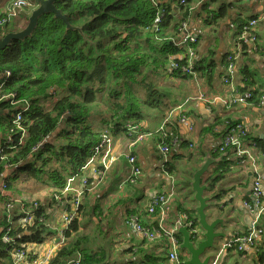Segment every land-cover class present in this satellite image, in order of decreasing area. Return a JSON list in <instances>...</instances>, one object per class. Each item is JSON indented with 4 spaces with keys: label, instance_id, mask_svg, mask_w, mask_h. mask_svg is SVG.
<instances>
[{
    "label": "trees",
    "instance_id": "16d2710c",
    "mask_svg": "<svg viewBox=\"0 0 264 264\" xmlns=\"http://www.w3.org/2000/svg\"><path fill=\"white\" fill-rule=\"evenodd\" d=\"M218 3L215 10L211 9ZM200 4L201 11L206 14V26L220 28L221 21L239 4H244V0H57L56 8L73 28L82 30L88 41L79 31L67 29L64 20L48 14L39 19L32 37L25 41L14 40L0 51V76L10 73L2 95L14 96L0 103L1 110L17 109L29 103L36 107L40 101L53 100L47 107L29 109L23 114L21 126L26 133L23 141L21 131H12L17 112L1 136L0 178L6 166L12 168L4 181L8 195L26 199L28 194L23 187L33 181L36 186L53 190L52 194L49 190L50 206L52 203L63 209L70 206L73 198L63 196V191L68 180L80 174L94 149L104 146L103 132L108 131L113 136L122 124L140 121L144 109L162 115L170 113V91L160 84L161 80H187L206 77L210 70L212 73L216 62L210 58L211 50L194 64L190 74L181 69L188 65L189 46L180 44L179 38L183 25L189 24L193 11ZM257 17L255 14L243 17L238 13L236 18L232 15L234 37L238 39L244 27ZM26 21L21 29L12 31L23 30L28 17ZM8 29L2 31L3 35L11 32ZM197 44L193 48L198 57ZM238 45L241 48L239 55L247 56L248 44L238 42ZM228 55L224 56V62ZM173 65H178L179 69H173ZM238 72L243 78L244 92L252 94L250 103L258 106L263 102L264 87L257 84L248 64L239 66ZM137 87L143 88V95ZM101 100L109 105L108 111ZM60 125L54 141H48ZM254 141L260 153L264 152V141ZM37 146L40 148L34 151ZM234 163L223 158L213 173L216 177L211 175L207 180L211 182V190L223 175L222 171H229ZM3 195L0 190V202L7 199ZM56 196L62 198L59 203L55 201ZM40 201L34 202L41 204ZM84 211L85 206L81 205L78 217ZM187 213L195 225H199L195 211ZM44 214L45 206L41 205L32 225L13 229L14 240L10 244L2 241V234L11 226V221L5 213L0 215V263L13 264L12 251L29 247L27 245L44 244L57 237L55 230L40 222L42 218L46 220ZM78 217L65 231L66 242L50 264H67L76 260L78 254L80 264H109L104 255L83 245L89 240L78 235L81 229ZM176 236L181 244L182 236ZM257 255L263 260L264 249ZM167 259V255L162 254L147 256L144 260L145 264H166ZM182 260L185 264L183 255Z\"/></svg>",
    "mask_w": 264,
    "mask_h": 264
},
{
    "label": "crops",
    "instance_id": "0c3cea01",
    "mask_svg": "<svg viewBox=\"0 0 264 264\" xmlns=\"http://www.w3.org/2000/svg\"><path fill=\"white\" fill-rule=\"evenodd\" d=\"M10 1L0 0V17L7 13ZM250 1L244 0V4L231 10L228 18L223 20L224 22L221 21L218 30L206 26L205 22L201 20L206 17V14L201 11V4L193 11L188 24V31L198 39V57L196 60L202 59L211 50L213 53H210V58L216 62V68L212 73L210 70L206 77L196 76L187 80L164 79V83L167 84V89L170 91L171 112L162 115L154 110H147L145 113L143 111L142 118L138 121L145 130L156 131L164 119L171 117L167 131L170 138L177 139L178 142L171 147L168 158L164 159L159 153L160 141L158 138L154 137L131 146L132 140L120 128L113 133V153L116 160L110 170L106 172L105 180L97 183V178L93 174H89L90 185L86 190L84 200L88 202L87 206H90V216L94 218L97 216L95 224L99 230L96 238L97 246L93 250L104 255L105 261L109 264H145L144 259L147 256L167 255L163 249V242L149 243L145 241L128 227L126 218L135 215L143 225L156 226L160 215H149V204L157 195L173 188L176 195L166 212L165 226L168 230L174 229L175 224L181 220L183 213L191 212L192 214L198 207L191 190V183L194 173L203 166L208 155L212 159L221 158L222 160L210 167L202 179L203 184L211 183L207 180L216 172V168L223 161V158L235 162L229 171H222L224 172L223 175H220L222 172L218 175L221 177L208 195L214 198L213 205L216 206L217 216L227 219L225 224L220 227V231L225 232L228 237L220 240L217 248L226 241L248 235L252 227L255 226L258 220V212L253 203L252 190L256 175L250 166V159L247 156H238L232 149H227L225 152L220 151L225 132L228 129L227 124L244 126L248 134V145L253 146V156L258 158V175L264 184V152L260 153L257 142L254 141L255 139L264 141V99L258 106L250 103L249 100L246 103H238L232 106H228L224 102L229 99L230 94L244 96L248 92H244L243 78L238 72L239 66L244 65V63L249 65V69L255 74L256 81L260 79V75L264 80L263 22L257 26V41L254 44H248V54L245 57L239 55L241 49L238 51V39L234 37L235 26L231 25L232 15L236 18L238 13H241L243 17L264 13V0H252L253 2L248 8L246 2ZM218 5L219 3L215 4V7L217 8ZM35 8L29 9L19 18L23 24L20 25L21 28ZM198 17L201 19H196ZM224 29H228L230 35L226 40L217 41V37ZM230 53H236L239 56L237 75L234 80L235 93H233L231 86L224 85L222 76L225 66L223 58ZM257 84L264 87L263 84L258 82ZM201 95H203L204 100L199 99ZM188 100L191 101L186 111L188 119L183 122L177 108L184 105ZM129 155H134L137 158L143 175L137 185H126L128 187L125 189L122 183L130 171L127 161ZM186 161L190 162L192 167L183 175L178 176L176 164ZM213 177L216 176L213 175ZM74 188L75 190L80 188L79 180L74 183ZM5 196L7 199L10 197ZM7 199L4 200V205H6ZM246 204L253 205L254 211ZM17 209L18 212L15 217L19 214V207L15 206L13 209L15 211ZM102 210L105 212L103 217ZM259 220H261L260 225L263 229L259 252H255L251 247L246 246L244 251L240 253L227 252L221 257L218 264H264V259H260L257 255L262 248L264 249V214L259 216ZM55 242L59 243L58 240ZM217 248L209 255L214 256L218 251ZM182 255L186 261L189 260L190 257L187 253H182ZM13 264H22V262L16 263L14 258ZM166 264H171L168 259Z\"/></svg>",
    "mask_w": 264,
    "mask_h": 264
},
{
    "label": "built area",
    "instance_id": "2783aa9c",
    "mask_svg": "<svg viewBox=\"0 0 264 264\" xmlns=\"http://www.w3.org/2000/svg\"><path fill=\"white\" fill-rule=\"evenodd\" d=\"M35 8V1L34 0H11L10 5L7 9V13L0 17V34H2L3 30L6 28H9L11 26H14L15 28L19 25L21 22L19 18L24 15L29 9ZM264 21V13L258 15L256 19L251 20L243 29L241 36L238 38V42H245L247 44H254L257 41V35H256V29L257 26ZM197 38L196 36L188 31V25L184 24L182 28V34L180 35L179 41L180 44L189 46L188 47V65L185 67H182L184 73L190 74L191 70L194 67V62L196 60V51L195 48H193L194 45L197 44ZM240 51V45L238 46ZM239 56L236 53H230L225 59V66H224V72L225 75L223 77V83L225 86H231L233 89V93H235V85L234 80L237 75V61ZM173 69H179L178 65H173ZM10 73H7L6 76H2L3 79L0 83V103L4 100H8L11 97L14 96H3L2 95V89L5 84L6 77H9ZM264 93V90H262ZM229 97L228 100L224 101L226 105L232 106L234 104L238 103H246L248 100L252 98L251 92H247L244 96L241 94L232 95ZM200 100H204L203 95L200 96ZM264 99V97H263ZM189 103H191L190 100H188L184 105H181L177 108V111L181 114L182 121L185 122L188 119V116L186 114L187 108ZM13 105L16 103L13 102ZM29 105H26L24 107H18L17 115L15 119L13 120V132L14 131H21V141H23L26 133L25 130L22 128V117L25 112L29 111ZM172 115V114H171ZM171 117H168L164 119L162 125L156 130V131H148L145 130L142 125L138 122H126L121 125V130L124 131L132 140L131 146H135L138 143H141L145 140L151 139V138H158L160 140V145L158 147L159 153L164 159H167L171 147L173 145H176L178 140L171 139L169 137L167 128L170 124ZM228 129L227 132L223 138V143L221 145L220 151L225 152L227 149L234 150L238 156L243 157L247 156L250 159V166L252 168V171L256 175L253 183V190H252V199L253 203L255 204L256 211L258 212V220L255 223V226L252 227V230L249 232L248 235H244L239 238H234L229 241H226L224 244L218 246L217 253L213 256V259L211 261V264H218L219 260H221V257L226 254L227 252L233 251V252H243L244 248L246 246L251 247L255 252H259V247L262 243L263 238V229L260 225L261 220H259V216L264 214V184L262 182V179L259 177V164H258V158L257 156H253V146L248 145L247 138V130L244 128V126L239 124H227ZM102 138L104 139V146H99L94 149V152L88 158L85 165L82 167L80 174L70 178L68 180L67 186L65 190L63 191V196H72V201L69 202L70 206L67 205L64 207V210L66 211L65 217H64V226L65 229L58 230V234L64 237L65 231L70 227L71 223L78 217L79 215V209L81 206V199L84 195V191L87 190L89 185V174H93L97 178V183H101L105 180L106 172L110 170L111 166L116 160V156L113 153V136L112 133L105 131L103 132ZM169 140V144H166V141ZM40 148V146H37L34 148V151H37ZM264 155V154H263ZM127 161L130 167L129 174L126 178V180L122 183L124 185H137L142 178L143 170L139 166L137 162V158L134 155H129L127 157ZM11 167L6 166V170L4 175L2 176V189H6V185L4 184V181L9 176V173L11 172ZM76 180H79L80 182V188L76 189L74 188V183ZM76 194H74V193ZM176 195L175 190L172 188L171 190L161 193L157 195L149 204L148 207V214L154 215L159 214L160 218L158 219V224L156 226L152 225H143L139 218L135 215H130L126 218V222L129 228H131L133 231H135L137 234H139L145 241L149 243H158L163 242L164 244V252L167 253L168 261L171 264H183L182 260V252L180 251V243L177 239V227L179 225L182 226H188L191 228V231L194 233L198 232V228L194 227L195 223L192 220L191 216L185 212L182 214L181 220L178 221L175 224V228L172 230H168L166 228V212L168 210V207L172 203V200L174 196ZM5 196V195H3ZM57 201H60L62 198L59 196L55 197ZM14 200L9 199L6 203L7 210H10L11 208H15V206L19 207V214L17 216V222L19 226L26 227L29 225H32L36 220V211L40 209V206L38 203H35L34 205L30 206L28 204H21V205H12ZM73 207H72V203ZM251 210L254 211L253 205L246 204ZM8 220L11 221L10 217H8ZM43 218L40 219V222H43L47 224V221ZM11 226L6 228L3 232L4 236L2 238V241L10 244L13 242L12 237V231L14 229L13 222L11 221ZM48 227H50L49 224H47ZM55 242V241H54ZM56 243V242H55ZM56 247L51 249L46 255L38 258L33 262L34 264H50V262L53 260V258L57 255L58 249L57 247L60 244V247H62V241L60 243H56ZM26 247H22V249L18 250L16 249L14 251L15 253V260L16 263L23 262V260H26V258L30 256L36 257L34 254H30L26 249ZM166 249V250H165ZM53 255V256H52ZM81 262V256L78 255L76 260H71L67 264H80Z\"/></svg>",
    "mask_w": 264,
    "mask_h": 264
},
{
    "label": "water",
    "instance_id": "95a60500",
    "mask_svg": "<svg viewBox=\"0 0 264 264\" xmlns=\"http://www.w3.org/2000/svg\"><path fill=\"white\" fill-rule=\"evenodd\" d=\"M36 8L32 11L28 18L27 26L21 31H11L5 35L0 34V51L5 50L12 41H25L32 37L34 31L38 27L39 19L48 14H53L55 18L64 20L67 24V29L79 31L84 39L88 41L86 36L82 33L80 28H73L67 21L66 16L62 15L61 11L55 6L57 0H34ZM198 60H195L197 64ZM3 77L0 76V82ZM15 113L18 112L14 109ZM13 110H1L0 117L9 118L12 116ZM222 159H212L210 155L207 156L206 162L193 175V182L191 183V190L194 193V200L198 203L195 208V213L198 216L199 225H194L198 228V232L194 233L188 226L179 225L177 227V234L182 236L183 241L179 247L180 251L189 255V260L185 264H211L213 259L210 252L215 251L220 240L226 239L228 235L220 231V227L225 224L227 219H222L217 216L215 205H213V196H208L212 191L211 184H203V177L206 175L210 167L220 162ZM10 174V173H9ZM3 178H0V184ZM59 241V240H58Z\"/></svg>",
    "mask_w": 264,
    "mask_h": 264
},
{
    "label": "rangeland",
    "instance_id": "374dc122",
    "mask_svg": "<svg viewBox=\"0 0 264 264\" xmlns=\"http://www.w3.org/2000/svg\"><path fill=\"white\" fill-rule=\"evenodd\" d=\"M230 1H234V0H230ZM252 2H253L252 0L250 2H246V7H248ZM239 6H240V4H239ZM211 9H214V10L216 9L215 4L211 6ZM236 9H238V8H236ZM238 12H240L239 9H238ZM196 19H201V18L198 17ZM201 20L204 22V19H201ZM20 25H23L22 24V21H21V23L16 28L15 27H11V28H9V30L12 31L14 29H19V28H21ZM213 29L214 30H218L219 27H215ZM1 35H3V33ZM229 35H230V31L228 29H224L219 34V36L217 37L216 40L217 41L226 40ZM261 77L262 76L260 75V79H258L257 82L264 85V80ZM167 79H169V78H167ZM160 84L163 87H167L166 86L167 84H165L162 80L160 81ZM137 88H139L140 94L143 95V93H144L143 88L142 87H137ZM52 101L53 100H51V101H44V100L43 101H40L39 105L36 106V107L30 105V103L28 105H29L30 110H34L37 107H47V106L50 105V103ZM101 102H102V100H101ZM102 105H103V107H104L105 110L108 111L110 109L109 108V105L106 104L105 102H102ZM11 110H13L12 111V118H13L14 115H15V110L14 109H11ZM147 110H149V109H144L143 110L144 113ZM0 120L2 122V128L0 129V140H1V136L6 133L7 125L11 121H10V118H7V116L6 117H0ZM60 129H61V125L58 126V128L56 129V131L47 140L50 141V142H53L54 139H55V137H56V135H57V133L60 131ZM191 167L192 166H191L190 162H187V161L186 162H178L176 164L177 175L178 176L183 175ZM89 185H90V179H89ZM127 187H126V185H124V188L125 189ZM23 189L28 194L27 197H25L26 199H22V198H18V197H11L10 196L11 198H9V199L14 200L13 203H12V205H21L23 203V204H28V205L32 206V205L35 204L34 201H36L37 199L38 200H41L40 201L41 204H39V206H41V205L42 206L43 205L45 206V214H44V216H46L45 217L46 218V221H48L47 224H49L50 225V228L52 230H55L57 233H58L57 229L58 230H61L62 229V232H63V229H65V226H64V217L66 216L65 215L66 211L63 208H58L57 207L58 206L57 204L52 203V206L49 205L50 202H51V199H52L51 198V194L54 193L53 190L50 189V188H47L46 189L45 187H42L40 185L36 186L33 183V181L28 182V184L25 185L23 187ZM0 190L5 195H8L9 194L6 191L7 189H1V187H0ZM49 190L52 191L51 194H50ZM74 194H76V193H74ZM85 194H86V191H84L83 197L81 199H79V201L81 200V205H84L85 206V211H84L83 214H81V216L78 217L79 218V223H80V228H81L78 235L79 236H84V237L88 238L89 241L87 243L84 242L83 245L85 247H87V248H90L91 250H93V249L95 250V248L97 246V244H96L97 243L96 242V238H97V234H98V231H99L98 228H96V224H95V221H96L97 216H95L96 218L90 216V213H91L90 206H87V203L88 202H86L84 200ZM54 195L55 194H53V197H54ZM56 195H59V194H56ZM55 201L57 203H59L56 200V198H55ZM4 202L5 201L0 202V215L2 213H5L6 216H7V218L10 217L11 221L13 222V227L14 228L18 227L19 225L16 224L17 219L15 217V214L18 212V209L16 211L13 210V208H11L10 210H7V206L4 205ZM73 204H74V202L72 203V207H73ZM104 214H105V212L103 211L102 217H103ZM98 217H99V215H98ZM0 221H1V217H0ZM3 236H4V234H2V238H3ZM55 240H59V243H60V241H62V246L66 242L65 239H64V237H63V235H62V240H61V236L59 234H57V237H54V238H52L50 240H47L46 243H44V244H40V245L39 244L27 245V246H31V247L30 248L29 247H26L24 249H26V251H28L30 254L36 255V257L30 256V257L26 258V260H23L22 264H34L33 262L37 259V257H42V256L46 255L51 249H53V248L56 247L57 244L54 242ZM58 245L59 246L57 247V249L59 248L58 249V251H59L62 247H60V244H58ZM112 248H113V245H112ZM12 256H14V258H15L14 251H12ZM0 264H9V263L7 261H5V262L2 261Z\"/></svg>",
    "mask_w": 264,
    "mask_h": 264
},
{
    "label": "flooded vegetation",
    "instance_id": "af4514ba",
    "mask_svg": "<svg viewBox=\"0 0 264 264\" xmlns=\"http://www.w3.org/2000/svg\"><path fill=\"white\" fill-rule=\"evenodd\" d=\"M7 31H10L9 29ZM12 117V116H11ZM11 117H10V121H11Z\"/></svg>",
    "mask_w": 264,
    "mask_h": 264
}]
</instances>
